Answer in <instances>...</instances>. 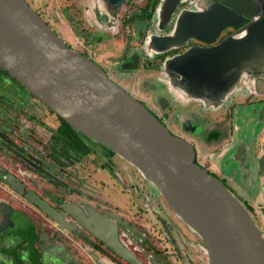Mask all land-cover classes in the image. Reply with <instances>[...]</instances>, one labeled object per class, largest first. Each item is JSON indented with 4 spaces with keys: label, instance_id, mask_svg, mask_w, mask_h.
Instances as JSON below:
<instances>
[{
    "label": "flooded vegetation",
    "instance_id": "flooded-vegetation-1",
    "mask_svg": "<svg viewBox=\"0 0 264 264\" xmlns=\"http://www.w3.org/2000/svg\"><path fill=\"white\" fill-rule=\"evenodd\" d=\"M24 1L49 29L51 25L58 29L55 16L50 14L52 23L44 9L31 0ZM57 1L70 32L67 39L58 35L65 46L102 69L172 136L184 139L188 137L181 133L178 120L187 110L180 112L168 100L156 102L152 95L141 92H150V84L135 89L131 83H140L166 59L189 48L217 45L249 22L244 20L209 43L189 38L180 46L160 50L154 40L173 37L182 16L205 10L216 0ZM168 14L164 23L162 17ZM228 112L229 141L210 155L200 153L192 143L194 162L226 183L256 219L248 196L240 194L246 190L250 195L252 189L240 188L225 172L257 176L262 191L264 150L259 149L258 139L264 131V97L241 98L232 102ZM0 173L13 177L22 190L18 192L0 177V208L13 210L11 219L16 228L0 233V264L24 261L25 231L32 237L33 253L42 264H206L196 235L140 173L74 129L1 68ZM261 209L264 212V207ZM55 220H65L72 230L61 228ZM91 220L102 222L95 227ZM258 225L264 235V225L259 220ZM96 232L116 243L123 254Z\"/></svg>",
    "mask_w": 264,
    "mask_h": 264
},
{
    "label": "water",
    "instance_id": "water-1",
    "mask_svg": "<svg viewBox=\"0 0 264 264\" xmlns=\"http://www.w3.org/2000/svg\"><path fill=\"white\" fill-rule=\"evenodd\" d=\"M244 20L249 22L217 45L192 47L168 58L140 82L141 88L151 81L160 83L161 87L150 88L156 102L166 100L164 93L188 106L178 120L187 139L172 136L102 69L67 48L24 0H0V68L74 129L140 173L196 235L206 264H264V235L256 221L237 195L195 164L192 145L199 141L216 150L229 140L225 108L232 97H264V0H216L205 10L182 16L173 37L154 41L160 50L180 46L189 38L209 43ZM212 120L216 121L208 124ZM0 177L22 192L13 177L1 173ZM240 178L245 185L255 182L258 193L257 176ZM12 212L0 208V233L16 229ZM55 221L72 230L65 220ZM91 222L97 227L102 221ZM25 233L26 262L20 259L16 264H42L33 253L32 237ZM108 244L123 254L116 243Z\"/></svg>",
    "mask_w": 264,
    "mask_h": 264
},
{
    "label": "rangeland",
    "instance_id": "rangeland-1",
    "mask_svg": "<svg viewBox=\"0 0 264 264\" xmlns=\"http://www.w3.org/2000/svg\"><path fill=\"white\" fill-rule=\"evenodd\" d=\"M31 3L33 5H35V6H37L38 8L44 9L45 14H48V17L47 18L51 22H52V19L50 17V14H52L53 16H55L57 18V24L59 25L58 26V29L59 30L57 28H54L52 25L50 26V24H48V25L51 27V29L57 35L60 36L62 34V36L64 38H66V39L69 38L70 32L68 30V24L66 22V19L61 14L63 8H62V6L60 5V3L57 0H31ZM52 23H54V22H52ZM149 84L151 86L152 85H155L158 88L161 87L160 86V83L157 82V81H153V82L151 81V82H149ZM131 85L135 89L140 88L139 87L140 83H138V82L137 83H131ZM141 92H144V93L146 92L145 94L147 96H150L151 95L150 92H147V90H143ZM161 95L164 96L166 98V100H168V102H170L169 103L170 105H176L178 107V109H179L180 112L183 111L184 109H186V107H188V106L185 107L184 105L178 104L177 102H175L172 99V97H170L167 94L161 93ZM239 95H236V96L232 97V100L230 101V103H228L227 107L225 108V111L228 110V108L232 104V102H236V101L240 100L241 98H243V96L241 94H239ZM143 97L145 98V96H143ZM190 106H192V104H190ZM173 124L176 127V124L177 123H173ZM176 129H177V127H176ZM225 143H223L222 145H224ZM258 143H259V149L261 151L264 150V131L261 132V134L259 136V139H258ZM233 151L234 150H232L230 152V155L233 153ZM233 166H234V163H231L230 167H233ZM225 173L227 174V176L231 175V177H233V179H234V182L237 183L239 185V187L242 188V189H248V190H250L251 187L250 188H246V187L247 186H251V185L253 186V189L251 188L252 190L249 191V193H252V194H250V195L247 194V191L246 190H241L240 191V194H242L243 196H246V195L248 196L249 204L254 209V215L256 216V219L254 218V220L256 221L257 225H258V220L261 222L262 225H264V212L261 209V207H264V177L261 179V182H262V191L259 190V184H258V193H256L257 184H255V182H253V184H251V185H249V184H246L245 185V183L242 181V179L239 176H232V174H231V172L229 170L228 171L226 170ZM224 185L228 188V190H230L226 183ZM235 188H238V187L236 186ZM236 191H237V193L239 192L238 190H236ZM232 193H234V192H232ZM258 227H259V225H258Z\"/></svg>",
    "mask_w": 264,
    "mask_h": 264
},
{
    "label": "crops",
    "instance_id": "crops-1",
    "mask_svg": "<svg viewBox=\"0 0 264 264\" xmlns=\"http://www.w3.org/2000/svg\"><path fill=\"white\" fill-rule=\"evenodd\" d=\"M193 144H195L197 150L205 155H210L211 153H213L215 150H213L212 148H207L205 147L202 142L199 141H192Z\"/></svg>",
    "mask_w": 264,
    "mask_h": 264
}]
</instances>
